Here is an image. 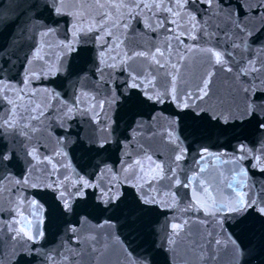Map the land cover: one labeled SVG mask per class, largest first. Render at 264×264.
Here are the masks:
<instances>
[{
	"label": "snow or ice",
	"instance_id": "6c2138e0",
	"mask_svg": "<svg viewBox=\"0 0 264 264\" xmlns=\"http://www.w3.org/2000/svg\"><path fill=\"white\" fill-rule=\"evenodd\" d=\"M94 7L95 15L70 9L68 0H0V26L16 29L17 44L35 41L23 57L19 87L10 76L19 54L0 48V256L10 242L11 264H107L99 247L107 235L128 264H158L157 257L172 264L189 221L171 223L156 243L152 206L174 207L189 189L186 210L202 209L214 222L213 231L194 240L199 259L218 264L222 252L223 264H264V183L253 180L264 176V0H95ZM141 18L145 29L167 39L123 51L120 36L134 33L131 22ZM61 32L59 54L49 61L41 55L43 41ZM225 73L230 83L221 94L213 77ZM54 76L63 94L32 88ZM41 94L58 109L34 103ZM165 103L183 115L161 133L155 108ZM146 110L153 114L146 118ZM185 120L191 124L181 127ZM224 133L231 134L226 150L204 143ZM157 136L170 154L163 163L153 159ZM53 139L58 151L42 156L40 148ZM194 144L192 166L185 167ZM213 162L227 166L228 176L210 178ZM39 164L43 176L36 174ZM160 181L167 193L157 190ZM213 184L230 190L229 199L218 201ZM29 188L49 190L47 214L35 198L41 193ZM108 213L94 231L82 232L89 217ZM250 221L260 225L259 234Z\"/></svg>",
	"mask_w": 264,
	"mask_h": 264
},
{
	"label": "water",
	"instance_id": "95a60500",
	"mask_svg": "<svg viewBox=\"0 0 264 264\" xmlns=\"http://www.w3.org/2000/svg\"><path fill=\"white\" fill-rule=\"evenodd\" d=\"M207 19V18H206ZM132 28L135 29V32L133 33L131 30L129 32L123 34L120 36V39L123 41L121 48L123 51L128 50V46L131 45L132 47H135L136 50H141L143 48H151L153 45L156 46H162L164 41L167 39V37L161 33H154L151 32L143 27V18H141V21L138 23L136 20H133L132 22ZM213 24H222L219 20H212ZM185 44H196V41H191L185 39ZM196 59L195 54H190L188 57V64L191 65ZM145 68L147 69V65H145ZM37 69L36 71H39ZM213 72H216L217 69H212ZM182 73H185V70L181 69ZM230 73H225L220 76V79L217 80V77H213L214 82L216 83V88L218 93L224 94L226 93L228 84L230 81H227L224 79V76H230ZM23 78V75L13 77L12 83L15 84L17 87L20 86V81ZM60 76H54L49 78H42L40 80H35L32 83V88H38L42 89L43 87H47L52 91H61L63 94V91L59 88L60 83ZM31 91V89H29ZM207 100V98H205ZM27 100V98H26ZM34 103H41L48 105L50 104L51 107L47 108L48 112L53 111L54 109H58L59 105L57 102L52 99L51 97H48L46 99L45 95L41 94L40 96L34 98ZM6 111V109H5ZM188 111V110H185ZM155 112L159 113L160 119L155 125V127L159 130V132H163L165 129L169 128L171 121L178 120V114L179 116H182L183 113L180 109H178L174 104L172 103H165L162 105H157L155 108ZM153 114L152 110H146L145 116L146 118L151 116ZM191 121L185 120L180 122V126L184 127L186 125H190ZM128 127L127 124V118L125 120L121 121V129L124 130ZM230 133H224V134H215L211 138V140L204 141V143H207L209 145H216L217 147L212 148L213 151L220 150V146H223L224 149H227L228 141L230 139ZM37 137H40V132H37ZM183 138V136H182ZM191 137H189L188 140L185 141V144H188L191 141ZM139 140V138H138ZM143 142V141H140ZM153 144L155 148V152L153 154V159L156 160L158 163H163L168 160L169 158V152L165 149V147L160 143L159 136L155 137L153 139ZM197 145H193V147L189 150V158L185 161H182V165L185 167L192 166V160H191V153L195 151ZM129 150L132 152L133 157L136 156V152L138 151L137 144L133 143L130 145ZM58 151V147L55 144L54 139L44 142L43 147L40 148V152L43 155H51L52 153ZM147 164L148 162L145 161ZM214 167L209 168V177H215L219 173H223V176L227 177V166H222L218 162H213ZM37 176H43L44 174V165L39 164L37 166ZM191 175V173H189ZM252 173H250V176ZM18 178V177H17ZM14 182V178H9ZM230 179V178H229ZM254 181H257L258 184L264 183V176H255L253 177ZM164 181H160L157 184V190H159L161 193H167V189L163 187ZM252 181H250L251 186ZM5 188L11 187V184L9 180L4 181ZM213 187L216 188V191L213 193V195L216 197L218 201H224L229 199V191L225 189L223 186L217 187L215 184H213ZM254 193L259 194V189L253 190ZM28 192L36 193L40 192V196H35L36 199L40 200L41 203L45 206V214H47L48 211H50L49 205L52 203V201L49 199V196L51 195L49 190L47 189H28ZM184 192L188 194L187 198H181L180 202L171 208H161L159 206H152L155 208V212L152 214L151 219L153 220V229H154V235L152 239L159 243L161 238L164 236L166 232L170 234V224L173 222H179L187 220L189 223L185 226V230L179 237H177V245L175 246V254L172 255L169 253L168 255H172V264H204V261L199 259V251L197 248L194 247V240L197 238V236L203 237L208 232L213 231L214 222L211 216H208L205 214V212L200 209L197 210H186L188 209L189 202L193 196L191 191L189 189H184ZM252 194V193H250ZM9 197V193L5 191L2 194V198L4 201H6ZM207 200V195L202 194L200 196V203H205ZM210 207V204L208 205ZM197 208H199V204H197ZM111 213L105 214V216H98L94 215L92 217H89V223L84 224L81 226V230L85 235H88L90 232L94 231V226L98 224L101 220L106 218V215H110ZM249 227H254L257 231V234H259L260 231V225L254 224L253 222H249ZM231 231V229H229ZM223 239V237H220ZM122 239V237H121ZM101 248V251H105L106 253V260L107 264H128V261L125 260V254L122 251V248L119 244V242L113 238H109L107 235L103 237V243L99 245ZM11 251H12V245L11 243H6L4 245L3 249V255L0 256V264H11ZM135 256V253H133ZM223 256V253L218 254V264H223V261L219 260V257ZM158 264H167V262L163 259V257H157ZM227 258L224 257V260ZM253 264H261L260 261H253Z\"/></svg>",
	"mask_w": 264,
	"mask_h": 264
}]
</instances>
